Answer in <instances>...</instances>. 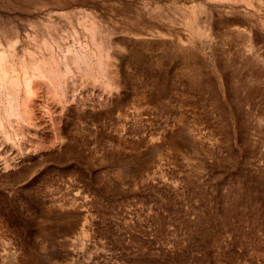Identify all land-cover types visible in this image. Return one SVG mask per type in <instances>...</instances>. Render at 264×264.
<instances>
[{
    "label": "rangeland",
    "instance_id": "rangeland-1",
    "mask_svg": "<svg viewBox=\"0 0 264 264\" xmlns=\"http://www.w3.org/2000/svg\"><path fill=\"white\" fill-rule=\"evenodd\" d=\"M62 1L0 0V264H264V0Z\"/></svg>",
    "mask_w": 264,
    "mask_h": 264
},
{
    "label": "crops",
    "instance_id": "crops-1",
    "mask_svg": "<svg viewBox=\"0 0 264 264\" xmlns=\"http://www.w3.org/2000/svg\"><path fill=\"white\" fill-rule=\"evenodd\" d=\"M13 9L18 10H35L37 7L39 8H65L68 4V2L62 1V0H56L50 1V0H44V1H38V0H11ZM31 12V11H30Z\"/></svg>",
    "mask_w": 264,
    "mask_h": 264
}]
</instances>
